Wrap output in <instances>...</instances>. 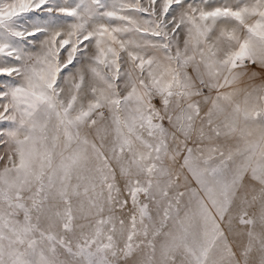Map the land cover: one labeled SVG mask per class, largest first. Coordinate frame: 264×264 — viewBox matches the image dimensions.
I'll return each instance as SVG.
<instances>
[{"label": "snow or ice", "instance_id": "snow-or-ice-1", "mask_svg": "<svg viewBox=\"0 0 264 264\" xmlns=\"http://www.w3.org/2000/svg\"><path fill=\"white\" fill-rule=\"evenodd\" d=\"M0 264H264V0H0Z\"/></svg>", "mask_w": 264, "mask_h": 264}]
</instances>
